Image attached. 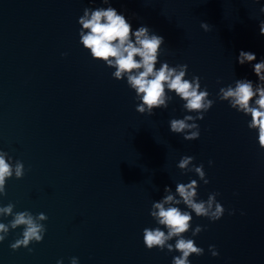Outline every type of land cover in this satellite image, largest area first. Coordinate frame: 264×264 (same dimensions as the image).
Listing matches in <instances>:
<instances>
[{
    "label": "water",
    "instance_id": "water-1",
    "mask_svg": "<svg viewBox=\"0 0 264 264\" xmlns=\"http://www.w3.org/2000/svg\"><path fill=\"white\" fill-rule=\"evenodd\" d=\"M110 3L133 30L146 25L163 36L158 61L187 64L185 78L199 76L216 102L196 121L199 138L184 140L169 130L171 118L195 115L183 110L184 101L169 92L166 109L137 112L126 80L114 79V68L93 60L79 43L83 9L108 5L0 0V150L25 168L23 178L6 181L0 206L12 202L14 211L48 217L44 238L29 244L31 252L9 247L23 226L10 229L0 242V264H70L73 256L78 264H171L180 253L147 249L142 230L156 226L149 209L164 187L174 192L176 182L191 179L200 185L197 199L218 192L225 212L216 221L192 213L191 226L206 227L196 236L191 229L183 234L204 249L188 258L190 264H264V150L257 131L247 127L250 115L216 100L219 88L235 79L257 81L252 64L264 58V0ZM240 50L256 60L240 65ZM182 155L204 165L208 184L176 167ZM11 218L0 216V222ZM210 244L219 255L210 254Z\"/></svg>",
    "mask_w": 264,
    "mask_h": 264
},
{
    "label": "clouds",
    "instance_id": "clouds-1",
    "mask_svg": "<svg viewBox=\"0 0 264 264\" xmlns=\"http://www.w3.org/2000/svg\"><path fill=\"white\" fill-rule=\"evenodd\" d=\"M91 2L93 0H90ZM101 3L108 6L85 7L83 14L78 17L77 22L81 26L78 29L79 43L89 51L93 60L102 61L107 67L114 68L111 73L114 79L126 80L127 86L135 91L134 99L139 101L135 109L137 112L152 115L154 109H166L173 99L168 93L174 92L184 101L183 110L195 115L185 114L183 118H171L170 132L182 134L184 140L198 139L200 130L196 121L202 120L204 114L216 102L209 98L207 86L201 87V78L197 75H192L191 79L185 78L187 64L169 65L167 61H158L162 53L161 46L164 44L163 36L151 31L146 25H140L133 30L129 20L111 6L110 0H101ZM260 12L264 13V5L260 7ZM200 27L204 31L210 30V25L204 21H201ZM259 34L264 35V20L259 23ZM61 55L66 56L67 53ZM236 60L240 65L251 64L256 60V55L240 50ZM252 70L257 77L255 83L247 78L235 79L226 87L219 88L216 100L227 101L232 109L246 116L250 115L247 127L257 131L259 148L264 150V58L252 64ZM217 83H220L219 78ZM193 160V156L182 155L176 167L182 173L194 172L203 184H208L204 165L194 164ZM208 163L211 165L212 161L209 160ZM24 175L23 162H13L7 152L0 150V197L7 195L8 179H21ZM199 187L196 179H191L188 183L176 182L174 192L166 185L162 198L151 203L149 215L156 226L143 228V243L149 250L156 248L161 251L166 249L168 252H179V255L172 257L171 264H190L188 258L191 255L204 254L202 247L183 235L191 229L192 236H196L206 227L197 224L193 228L192 213L196 217L216 221L225 212L223 205L216 199L218 192L209 193L206 200L197 199ZM180 204H183L185 209L178 207ZM14 207L12 202L0 206V216L12 217L7 223L0 222V242L6 239L10 229L23 226L22 233L9 247L12 250L25 247L31 252L29 244L39 243L44 238L46 227L42 221H46L48 217L43 212L33 215L28 210L14 211ZM229 214H233V211L229 210ZM173 238L175 243H169ZM208 250L212 256L219 255L215 245H208ZM56 264H62V261L57 260ZM70 264H78V258L71 257Z\"/></svg>",
    "mask_w": 264,
    "mask_h": 264
}]
</instances>
